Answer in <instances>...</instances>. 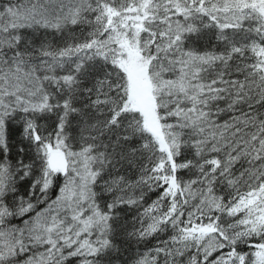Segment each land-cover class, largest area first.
<instances>
[{
  "label": "snow or ice",
  "instance_id": "obj_1",
  "mask_svg": "<svg viewBox=\"0 0 264 264\" xmlns=\"http://www.w3.org/2000/svg\"><path fill=\"white\" fill-rule=\"evenodd\" d=\"M0 264H264V0H0Z\"/></svg>",
  "mask_w": 264,
  "mask_h": 264
}]
</instances>
